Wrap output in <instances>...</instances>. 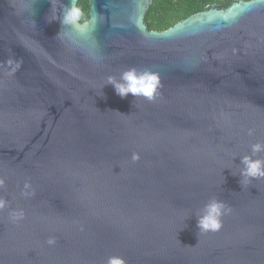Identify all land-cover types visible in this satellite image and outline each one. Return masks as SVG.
Instances as JSON below:
<instances>
[{"label":"water","instance_id":"obj_1","mask_svg":"<svg viewBox=\"0 0 264 264\" xmlns=\"http://www.w3.org/2000/svg\"><path fill=\"white\" fill-rule=\"evenodd\" d=\"M151 1L90 0L78 31L70 0H0V264H264V178L240 176L264 143V0L166 30ZM132 67L154 101L108 84ZM213 198L231 212L199 232Z\"/></svg>","mask_w":264,"mask_h":264},{"label":"clouds","instance_id":"obj_2","mask_svg":"<svg viewBox=\"0 0 264 264\" xmlns=\"http://www.w3.org/2000/svg\"><path fill=\"white\" fill-rule=\"evenodd\" d=\"M90 0H70L62 13L61 24L78 31H82L89 23L88 6ZM61 33L58 34V36ZM108 84L114 86L115 92L121 98H127L129 94L135 97H144L147 100L154 101L158 95V90L162 87L161 77L158 73L151 70H139L132 67L124 71L119 80L115 77H108ZM254 130H249V135H253ZM252 155L241 158L240 176L244 180L254 178H264V159H253V156L260 152H264V143H255L251 146ZM138 159L136 154L133 155V160ZM0 183H3L0 181ZM6 202L0 200V209L4 208ZM231 212L224 202L215 198L206 203L197 215V228L199 232H217L222 228V217ZM23 217V212L13 213V218L18 219ZM49 244L54 243V240H49ZM107 264H126L123 257H109Z\"/></svg>","mask_w":264,"mask_h":264},{"label":"trees","instance_id":"obj_3","mask_svg":"<svg viewBox=\"0 0 264 264\" xmlns=\"http://www.w3.org/2000/svg\"><path fill=\"white\" fill-rule=\"evenodd\" d=\"M230 1L231 0H152L149 10L145 15L144 22L150 30H166L189 15L206 9L213 3L222 8Z\"/></svg>","mask_w":264,"mask_h":264}]
</instances>
